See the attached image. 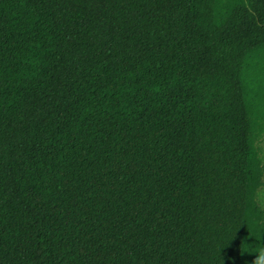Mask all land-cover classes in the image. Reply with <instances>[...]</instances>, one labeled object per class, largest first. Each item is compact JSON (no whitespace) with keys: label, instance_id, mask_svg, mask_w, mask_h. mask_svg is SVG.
Listing matches in <instances>:
<instances>
[{"label":"trees","instance_id":"obj_1","mask_svg":"<svg viewBox=\"0 0 264 264\" xmlns=\"http://www.w3.org/2000/svg\"><path fill=\"white\" fill-rule=\"evenodd\" d=\"M264 0H0V264H260Z\"/></svg>","mask_w":264,"mask_h":264},{"label":"rangeland","instance_id":"obj_2","mask_svg":"<svg viewBox=\"0 0 264 264\" xmlns=\"http://www.w3.org/2000/svg\"><path fill=\"white\" fill-rule=\"evenodd\" d=\"M261 154L264 160V139L260 142ZM257 199L259 203L264 207V185L258 190Z\"/></svg>","mask_w":264,"mask_h":264},{"label":"clouds","instance_id":"obj_3","mask_svg":"<svg viewBox=\"0 0 264 264\" xmlns=\"http://www.w3.org/2000/svg\"><path fill=\"white\" fill-rule=\"evenodd\" d=\"M259 256H260V264H264V249L260 251Z\"/></svg>","mask_w":264,"mask_h":264}]
</instances>
